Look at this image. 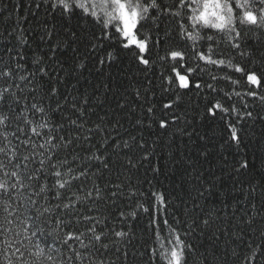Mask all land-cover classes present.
<instances>
[{
    "label": "snow or ice",
    "instance_id": "snow-or-ice-1",
    "mask_svg": "<svg viewBox=\"0 0 264 264\" xmlns=\"http://www.w3.org/2000/svg\"><path fill=\"white\" fill-rule=\"evenodd\" d=\"M27 7L34 31L29 16L0 29V264H209L205 238L230 245L257 215L264 223V184L251 178L264 169V0ZM12 16L0 4V17ZM125 60L139 76L119 71ZM193 92L203 112L189 118ZM164 137L191 178L183 194L138 176ZM212 161L205 175L198 165ZM229 181L261 210L225 219L226 201L220 211L201 204ZM246 247L233 249L239 264H264V227Z\"/></svg>",
    "mask_w": 264,
    "mask_h": 264
},
{
    "label": "trees",
    "instance_id": "trees-1",
    "mask_svg": "<svg viewBox=\"0 0 264 264\" xmlns=\"http://www.w3.org/2000/svg\"><path fill=\"white\" fill-rule=\"evenodd\" d=\"M31 3V0H0V4H7L8 11L13 13L12 19L5 20L0 17V29L7 28L15 19H19L22 16H29V20L22 21L24 26L29 30H35L37 26V19L31 16V9L27 7L28 4ZM17 5H21V7L17 9ZM119 71L125 74H134L139 76L135 66L131 65L127 60L122 61L119 67ZM86 75L91 79L94 83L98 82L100 76L98 73L90 72L86 73ZM142 78V77H141ZM124 79L127 80V75L124 76ZM82 83H85L82 81ZM185 105L189 112V118L196 114V110L199 109L200 112H203V102L199 95L195 92L190 93L189 96L185 97ZM126 128L129 126L126 124ZM205 130L209 131L211 134L212 130H215L217 133L220 131V127L218 124L206 123L204 126ZM131 131H134L130 129ZM123 132V129L121 130ZM170 131H175L173 128ZM257 135H259V128H256ZM157 136V130L155 126L153 128L152 133L150 134V139L155 140ZM187 142L186 137H180L178 134L175 139V144L179 146L180 151H185L184 144ZM255 142V138L251 141ZM160 143V147H158L153 154L152 160L150 162H145V164L140 168L138 176L140 180L143 182L145 177L147 179L152 180L153 184L156 185L161 190H165L169 195H177L183 194L181 189H189L191 187V178L184 173L183 169H177L173 167L172 162L168 156V147H167V137H164L162 141H158ZM195 156V154H193ZM215 161H212L211 164L200 162L198 167L205 175L208 174L209 169L212 171H216ZM155 165H159L162 169L161 173L154 174L151 171V168ZM251 178H253L255 183L264 184V169L256 168L251 173ZM144 187L147 188V184H144ZM240 185H237L235 188H232V182H228V186L218 195L211 196L208 199V203L205 204V201L201 200V204L206 206L209 209L215 208L217 211H220L223 208L222 202H227L231 209L225 208L223 211V215L225 219H228L231 211H235L239 208L237 212L236 220H238L241 216L244 215L245 212L254 213L256 211L261 210L262 201L260 199H255L252 202L256 204V209H252L251 205L248 203V200L244 198V194L240 191ZM247 184L243 185L245 192L247 191ZM195 195V192L192 193ZM257 223L253 225L251 228H244V237L239 242L231 243L230 245L226 243V239H221L220 241L213 242L205 238L203 243V248L207 249L208 262L209 264H239V257H234L232 252L233 249L236 250L241 256L247 250V241L249 239L256 241L257 236L259 234V229L264 227V223L261 222V217L259 215L256 216ZM235 222V221H234ZM235 231V230H234ZM215 253V256H213Z\"/></svg>",
    "mask_w": 264,
    "mask_h": 264
}]
</instances>
